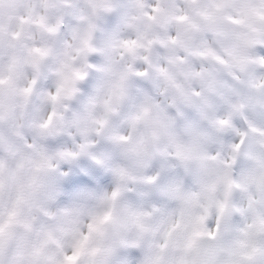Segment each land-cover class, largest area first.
Here are the masks:
<instances>
[{
    "label": "clouds",
    "instance_id": "obj_1",
    "mask_svg": "<svg viewBox=\"0 0 264 264\" xmlns=\"http://www.w3.org/2000/svg\"><path fill=\"white\" fill-rule=\"evenodd\" d=\"M0 264H264V0H0Z\"/></svg>",
    "mask_w": 264,
    "mask_h": 264
}]
</instances>
